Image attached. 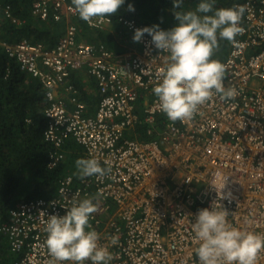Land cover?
Masks as SVG:
<instances>
[{
  "label": "built area",
  "instance_id": "2783aa9c",
  "mask_svg": "<svg viewBox=\"0 0 264 264\" xmlns=\"http://www.w3.org/2000/svg\"><path fill=\"white\" fill-rule=\"evenodd\" d=\"M254 1L242 3L245 31L231 41L223 63L224 84L237 90L235 98L221 101L214 95L191 119L173 122L153 93L168 54L156 49L147 33L135 41L136 49L114 56L102 44L78 37L70 22L77 13L65 0H31L33 14L42 21L66 22L62 36L48 49L26 40L2 46L45 90L44 138L53 145L48 166L63 159L57 151L65 139L74 138L86 157L95 156L111 172L102 178L63 176L52 199L23 201L10 209L0 230L12 250L25 246L17 264H50L44 231L48 214L62 215L89 197L97 204L90 224L101 234L99 243L113 253L111 264H194L195 214L218 201L233 226L264 233V6L255 11ZM84 22L101 29L110 18ZM126 26L132 32L142 27L133 21ZM83 68L102 96L93 116L70 80ZM163 116L159 140L125 136L133 126L153 127ZM220 191H230L231 198L220 199ZM114 234L119 239L112 245ZM257 264H264V250Z\"/></svg>",
  "mask_w": 264,
  "mask_h": 264
},
{
  "label": "clouds",
  "instance_id": "9594fccd",
  "mask_svg": "<svg viewBox=\"0 0 264 264\" xmlns=\"http://www.w3.org/2000/svg\"><path fill=\"white\" fill-rule=\"evenodd\" d=\"M124 3L125 0H72L73 11L84 21L114 14ZM182 3L183 0H172V8L180 9ZM216 3L217 0H198L194 10L173 11L177 23L166 30L160 28L159 24L135 28L133 32L130 30L129 42L135 47L126 51L113 52L105 48L114 56L126 55L137 48L135 41H140L147 33L154 47L168 54L166 66L161 70L153 93L160 110L170 121L191 119L200 106L214 95H218L221 101L233 99L237 95L234 87L224 84L223 63L228 57L230 46L223 63L213 58V55L220 40L231 43L245 31L241 20L246 5L216 7ZM128 11H134L131 3L128 4ZM118 28L129 30L126 24ZM70 80L77 90L79 101L86 105L87 115L91 116L89 111L94 115L102 99L96 80L87 68L76 70ZM90 86L95 91L94 96L87 95ZM65 96L68 98L67 94ZM95 100L96 103H89L92 107L87 104ZM140 124L135 128L133 126L129 130L131 133L125 136L133 138ZM74 164L81 177L102 178L111 172V168L102 166L95 156L79 157ZM225 181L221 189L225 188ZM231 196L230 191H220V199H229ZM96 210L97 204L89 197L73 203L62 215L48 214L44 231L50 264H111L113 253L99 243L101 234L90 224L91 214ZM228 216V211L219 201L216 205L212 203L209 207L197 210L192 224L197 240L194 250L197 259L194 264H257L258 253L264 250V233L237 228L229 222ZM118 239L114 234L110 243L115 245Z\"/></svg>",
  "mask_w": 264,
  "mask_h": 264
},
{
  "label": "trees",
  "instance_id": "16d2710c",
  "mask_svg": "<svg viewBox=\"0 0 264 264\" xmlns=\"http://www.w3.org/2000/svg\"><path fill=\"white\" fill-rule=\"evenodd\" d=\"M245 1L217 0L215 6L229 7ZM65 2L72 5V0ZM129 3L134 11H128ZM197 3L198 0H183L180 9H173L172 0H125L116 13L103 16L110 18L107 27L91 30L78 14L70 22L76 25L78 36L86 42L104 44L106 49L120 52L135 45L129 42L131 31L122 30L119 26L136 20V25L159 24L166 30L173 26V22L177 23L173 11L194 10ZM252 3L255 11L264 6L260 0ZM65 28V21H42L33 14L31 0H0V229L6 223L10 209L18 203L37 198L52 199L57 194L60 178L80 177L74 162L86 154L84 147L74 138L65 139L57 151L63 159L54 168L48 166L53 145L44 138L48 127L44 111L49 105L45 90L2 46L3 42L15 44L26 40L31 44L39 43L44 49L52 48ZM230 44V41L220 40L213 58L223 63ZM96 100L87 104L96 103ZM89 112L93 115L92 111ZM164 117H158L153 127L140 124L133 137L141 142L159 140L158 134L164 130ZM149 129L152 133H148ZM25 251L24 245L20 250H12L8 236L0 230V264H17Z\"/></svg>",
  "mask_w": 264,
  "mask_h": 264
},
{
  "label": "crops",
  "instance_id": "0c3cea01",
  "mask_svg": "<svg viewBox=\"0 0 264 264\" xmlns=\"http://www.w3.org/2000/svg\"><path fill=\"white\" fill-rule=\"evenodd\" d=\"M87 95L88 96H94L95 95V91H94L92 86L88 87ZM65 97H67V96H65ZM126 137L128 138L129 136H126ZM130 138H132V137H130Z\"/></svg>",
  "mask_w": 264,
  "mask_h": 264
},
{
  "label": "rangeland",
  "instance_id": "374dc122",
  "mask_svg": "<svg viewBox=\"0 0 264 264\" xmlns=\"http://www.w3.org/2000/svg\"><path fill=\"white\" fill-rule=\"evenodd\" d=\"M173 23H174L173 25H175V24H176L175 22H173ZM58 27H59V24L57 25L56 29H58Z\"/></svg>",
  "mask_w": 264,
  "mask_h": 264
}]
</instances>
